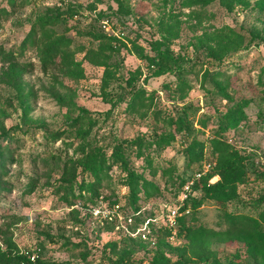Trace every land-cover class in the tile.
I'll use <instances>...</instances> for the list:
<instances>
[{"label":"rangeland","instance_id":"374dc122","mask_svg":"<svg viewBox=\"0 0 264 264\" xmlns=\"http://www.w3.org/2000/svg\"><path fill=\"white\" fill-rule=\"evenodd\" d=\"M119 1L127 7L124 15L117 11L118 0H25L8 16H0V131L16 126L19 139L16 162L7 167L9 191L0 193V228L9 231L1 237L0 247L3 240L11 239L21 253L42 264H113L110 244L115 245L123 264H148L160 234L153 225L147 239L137 231L163 206L174 203L180 178L192 177L197 169L186 167L184 147L190 140L186 136L177 135L162 149L155 145L160 136L172 131L154 118L160 109L176 116L180 106H187L194 130L190 137L198 140L210 135L225 116L232 118L224 135L246 157L251 182L238 188L240 201L228 204L225 211L254 215L257 210L252 205L264 194V181H252L253 170H264V0ZM7 2L0 0V9L7 8ZM46 13L60 14L63 21L53 30L69 39L83 78L68 79L54 68L43 73L35 50L22 47L30 29ZM99 13L104 15L98 18ZM98 32L113 40L116 48L114 77L103 91V69L83 60L84 50L98 45L89 34ZM149 42L172 58L170 69L161 70ZM209 52L225 59L220 68ZM5 54L16 58V70L32 64L31 72L19 73L23 91L11 84L13 75ZM176 66L193 73L180 75ZM218 70L223 74L215 79ZM179 80L189 87L183 98L174 91ZM138 89L142 109L132 112L128 104ZM83 112L90 119L78 124ZM199 119L207 122L204 133ZM83 132H88L89 145L105 153L111 164L110 181L85 205L71 199L65 187L70 181L65 166L81 180ZM114 150L127 168L153 186L149 194L141 192L133 206L122 185L124 168L110 159ZM42 159H47L48 167L40 163ZM112 208L131 236L116 226ZM96 209L102 215L93 216ZM222 214L207 201L195 225L224 229ZM49 238L67 239L79 246L67 247L62 241L52 244ZM168 242L172 248L183 243L178 238ZM212 249L222 261L243 250L238 243H216ZM170 257L176 260L175 254Z\"/></svg>","mask_w":264,"mask_h":264},{"label":"trees","instance_id":"16d2710c","mask_svg":"<svg viewBox=\"0 0 264 264\" xmlns=\"http://www.w3.org/2000/svg\"><path fill=\"white\" fill-rule=\"evenodd\" d=\"M24 4L25 0H20V2L8 0L7 8L0 9V16L4 15L6 17L15 10L17 5L22 6ZM117 11L120 15L127 13V7L123 6L119 0ZM103 15L99 13L98 18ZM62 21L59 13L42 15L36 26H33L28 32L22 47L35 50L43 73H47L50 68H54L66 78L77 81L79 78H83V74L80 65L73 60L74 54L70 47V41L63 35H57L53 30V27ZM89 36L96 40L98 45L95 49L84 50L83 60L94 67L103 69L101 80V89L103 91L114 77L112 68H116V66H112V59L116 53V48L112 44L113 40L102 32L90 33ZM262 42H264V39H262ZM149 45L156 54L162 71L170 69L174 65L172 58L166 52L160 51L156 47L155 42H149ZM235 51L237 50L233 52ZM209 55L216 60L217 66L220 68L225 59L221 58V56H213L212 52H209ZM4 56L10 62L9 69L13 75V82L11 83L13 88L17 91H23L19 86L21 84L19 73L20 71L22 73L31 72L33 69L32 64L26 63L20 70H16V58H13V54H5ZM176 69L180 75L193 73L191 69L186 67L176 66ZM222 74L218 70L213 77L216 79ZM51 79L59 83L54 75H52ZM128 85L131 86L130 84ZM188 89V85L183 80H179L174 87V91L180 98H183ZM262 90L264 92V81L262 82ZM105 95L103 92V96ZM142 101V91L139 89L134 90L128 109L132 112L140 111L142 109ZM26 107L28 108V105ZM179 110L180 112L176 116H172L166 110L161 109L154 113L157 123H160L162 127L168 126L172 129L169 134L160 136L155 145L162 149L174 142L177 135H184L190 139L184 147L186 167L195 166L197 168L196 171H198L203 163L210 161L211 169L195 183L192 194L185 204L186 206L190 205V214L180 218L178 221L176 238L181 239L183 243L176 248H172L168 242L169 233L161 228H156L155 232L160 234L159 244L148 264H188L191 262L200 264H264V194L259 196L252 205L257 210L254 215L225 211L228 204L240 201L238 188L251 182L246 167V157L241 154L238 148L230 144L224 135L226 128L233 124V119L225 116L223 121L219 120L217 122L210 135L204 140H198L196 136L190 137L194 130L191 128V122L188 120L186 113L188 107L182 105ZM86 119H90L89 113L83 112L76 122L83 124ZM93 123L95 122L89 125ZM206 123V120H198L199 127L203 130L202 133L207 128ZM16 132V126L0 131V193L9 191L7 167L13 165L17 159L15 153L19 147V139L16 137ZM87 133L83 132L80 134V141L85 148L80 182L77 181V177L74 172H71L70 167L65 166L70 178V181L65 186L66 191L71 199L83 201L84 205L100 195L99 192L104 183L110 181L107 171L111 168V164L107 163L106 154L95 150L89 145L91 142L86 140ZM206 153H208L210 160H208ZM113 155V157L110 155L112 163L120 165L126 173L125 182L122 185L127 188L131 199L128 204L133 206L136 199L140 197L141 192L149 194L153 186H150L135 171L127 168L128 166H126V162L118 150H114ZM34 162H38L37 157ZM40 163L44 167H48L47 159H42ZM253 173L255 176L252 181H264V170H253ZM214 177H218V180L209 183V180ZM186 180L187 177L180 178L174 203L177 200L182 184ZM35 183L33 182L31 187H34ZM207 201L212 202L223 212L221 218L225 224L224 229L216 231L195 225L199 210ZM7 233H9L8 230L0 228V239L1 237L4 238ZM49 241L52 244L62 241V245L72 248L79 246L78 243L74 244L70 240L62 238H49ZM2 243V247H0V264H34L28 259L26 254L19 251L13 240H3ZM216 243H238L243 250L235 251L222 261L218 253L212 249L213 244ZM40 246L41 244L38 247ZM110 246L111 254L115 257L112 263L123 264V259L118 257L115 252V245L110 244ZM170 254L176 255L174 262H172ZM35 263L42 264L39 259Z\"/></svg>","mask_w":264,"mask_h":264},{"label":"built area","instance_id":"2783aa9c","mask_svg":"<svg viewBox=\"0 0 264 264\" xmlns=\"http://www.w3.org/2000/svg\"><path fill=\"white\" fill-rule=\"evenodd\" d=\"M210 169V164H204L202 165L201 169L195 171L194 175L188 178L182 184L176 202L168 206H163V208L159 210V213L156 214L154 218L147 219L143 223V226L139 228L136 234H139L143 239L149 238L152 232L151 226L153 225V227L161 228L163 231H167L169 233L170 240L175 239L177 236L179 219L190 214V205L186 206L185 204L192 194L193 187L195 183L198 182V180ZM209 183H213V180L210 179ZM109 210H111V216L116 217L118 220L116 226L120 227L125 234L131 236L132 234L128 231L129 229L126 228V226L123 227L121 216L117 213L118 211L113 208ZM109 213L110 211L107 212V214ZM92 215L97 217L99 215H102V212L100 209H96L92 212ZM127 221L128 223H130V218H128ZM28 259L32 263L36 264L35 257L28 256Z\"/></svg>","mask_w":264,"mask_h":264}]
</instances>
